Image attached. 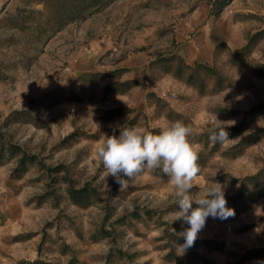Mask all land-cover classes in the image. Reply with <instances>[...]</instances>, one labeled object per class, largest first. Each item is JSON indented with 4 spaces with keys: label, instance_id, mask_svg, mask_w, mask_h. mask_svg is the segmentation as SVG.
I'll use <instances>...</instances> for the list:
<instances>
[{
    "label": "rangeland",
    "instance_id": "374dc122",
    "mask_svg": "<svg viewBox=\"0 0 264 264\" xmlns=\"http://www.w3.org/2000/svg\"><path fill=\"white\" fill-rule=\"evenodd\" d=\"M29 1L0 0V264H264L243 261L264 249L256 189L182 253L169 177L146 169L120 189L96 151L182 121L201 154L191 194L218 182L237 195L264 168V133L238 145L264 129V0H110L44 37L5 28Z\"/></svg>",
    "mask_w": 264,
    "mask_h": 264
},
{
    "label": "clouds",
    "instance_id": "9594fccd",
    "mask_svg": "<svg viewBox=\"0 0 264 264\" xmlns=\"http://www.w3.org/2000/svg\"><path fill=\"white\" fill-rule=\"evenodd\" d=\"M223 123L215 116L213 125L208 129L211 141L223 143L229 140ZM191 134V126L182 121L171 122L155 133L127 128L119 130V135L107 136L96 150L105 176L111 175L120 189L146 169H161L169 177L178 206L172 214V223L182 221L188 225L177 233L184 240L183 244H178L182 253L194 246L209 217L227 219L235 215V210L227 206L224 186L218 182H214L200 196L191 194L193 181L201 171L198 152L189 139Z\"/></svg>",
    "mask_w": 264,
    "mask_h": 264
},
{
    "label": "trees",
    "instance_id": "16d2710c",
    "mask_svg": "<svg viewBox=\"0 0 264 264\" xmlns=\"http://www.w3.org/2000/svg\"><path fill=\"white\" fill-rule=\"evenodd\" d=\"M110 0H30L28 6H20L15 14L9 15L2 20V24L5 28H16L24 32H32L33 36L44 37L51 32L60 29L65 23L76 20L77 18L86 16L87 13L92 12L93 9L105 5ZM224 1V0H222ZM42 3L43 8L34 7V3ZM171 59V58H168ZM264 68V65L261 66ZM264 74V72H260ZM92 76H99L101 73L94 72L90 73ZM264 108V104L258 105L253 108L252 111ZM245 120V119H244ZM239 126L230 127V129L236 130L237 133L242 131L244 127V122ZM151 132H158V130L152 129ZM264 133V129L247 135L238 145L242 144L248 138L253 135ZM18 148V147H14ZM199 157L201 154H199ZM21 162L26 164V162H33L32 156L25 154ZM157 173L162 176H166L161 169H157ZM241 182V189L237 195L227 198V201L233 200L234 204L238 207L235 209L237 214L239 209L245 207V198L251 194L253 191L249 189V186L257 190L258 195H264V168H262L257 174L246 176L244 178L238 179ZM228 204V202H227ZM264 257V249H251L247 250L243 255V261H247L253 258ZM40 261H35L31 264H40Z\"/></svg>",
    "mask_w": 264,
    "mask_h": 264
}]
</instances>
